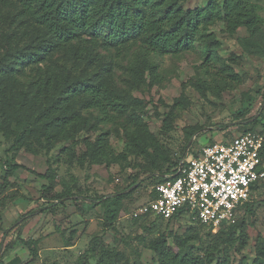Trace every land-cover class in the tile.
I'll list each match as a JSON object with an SVG mask.
<instances>
[{
  "label": "trees",
  "instance_id": "1",
  "mask_svg": "<svg viewBox=\"0 0 264 264\" xmlns=\"http://www.w3.org/2000/svg\"><path fill=\"white\" fill-rule=\"evenodd\" d=\"M259 10L250 0H210L206 6L194 9H185L177 0H0V24L4 29L0 35V117L3 119L0 130L14 137L12 148H26L37 154L36 145L50 153L64 142L77 144L83 132H99L102 124L125 118L129 126L127 136L146 155L151 148L156 149L158 143L135 111L140 101L129 99L116 89L111 68L101 61V49L133 50L129 74L135 88L146 83L147 75L153 80L158 78V67L150 59L152 55L178 56L197 50L202 63L196 69L204 76L199 80L200 85L205 90L218 92L242 83L229 65H239L240 57L234 54L221 57L218 54L221 45L209 29L223 23L230 36L245 29L248 37L243 42L251 48V53L257 54L264 42V19ZM56 55L60 59L54 60ZM96 65L99 69L93 70ZM180 102L182 104L179 100L177 106ZM249 112V107L243 108L238 120ZM249 132H255L254 128L245 133ZM106 137L102 132L94 141L84 140L86 151L78 162L110 168L117 158ZM185 160L183 157L165 176L153 179L158 180V184L174 180L180 162ZM3 167L7 184L9 177L20 169L33 173L10 160L4 161ZM37 176L48 182L43 186L42 195L49 199L56 186L54 174L49 171ZM158 184L150 198H155ZM262 184L264 182L253 187L251 200L243 206V212L250 211L252 198ZM130 196L119 193L100 199L105 209V230L112 229L118 221L123 203ZM65 198L79 201L70 192L54 193L52 197L57 202ZM30 215L21 218V226ZM177 218L131 220L144 225L149 221L170 224ZM238 228L242 229L243 223L240 225L237 220L234 224L222 225L216 232L210 231V241L202 249L192 245L198 240L195 232L182 236L165 231L149 243L155 255L153 262L234 264L229 252L241 240L237 239ZM18 240L10 244L9 250L19 243L37 256V240ZM97 245L94 239L89 247L91 259L98 258L96 264H121L125 260L120 251ZM255 252L253 262L242 257L235 264H264V236ZM0 264L14 263L0 259Z\"/></svg>",
  "mask_w": 264,
  "mask_h": 264
},
{
  "label": "rangeland",
  "instance_id": "2",
  "mask_svg": "<svg viewBox=\"0 0 264 264\" xmlns=\"http://www.w3.org/2000/svg\"><path fill=\"white\" fill-rule=\"evenodd\" d=\"M177 1L185 9H194L206 6L210 0ZM250 2L260 7L259 15L264 19V0ZM0 28L1 35L4 30L1 24ZM209 33L220 43L218 54L221 57L228 58L233 54L240 57L239 65H229L241 77V84L218 92L203 89L199 80L204 76L196 69L202 58L196 50L178 56L152 55L150 59L158 67V78L153 80L147 75L146 83L135 88L129 74L133 50L101 49V61L111 68L116 89L129 99L140 101L137 108L134 107L135 111L158 143V147L151 148L146 155L127 136L129 126L125 118L102 124V131L83 132L77 144L64 142L50 153L36 145L37 154L26 148H12L14 137L6 136L0 130V259L4 263L83 264L89 261L96 264L98 258L91 259L89 252L90 243L96 239L98 248L103 246L120 251L125 256L121 264H155L149 243L165 231L182 236L195 232L198 240L192 245L198 249L207 246L211 230L188 216L178 217L170 224L149 221L145 225L135 223L127 216L151 199L152 189L158 184L153 178L165 176L166 171H171L183 157L191 160L203 147L231 140L252 128L264 134V42L259 52L253 54L243 42L248 37L245 29L230 36L225 32L224 24L217 23L210 27ZM58 59L56 55L54 60ZM97 69V65L93 67V70ZM179 100L182 104L177 106ZM245 107H249L250 112L238 120L237 116ZM2 121L0 117V124ZM256 121L259 123L254 125ZM12 125L15 131L16 127ZM102 132L107 134L106 139L117 161L110 168L89 162L81 165L78 158L86 151L84 140L94 141ZM7 160L23 165L33 173L20 169L9 177L7 184L3 167ZM49 171L56 178L54 193L70 192L79 198L78 202L68 198L54 201V193L49 199L43 197L42 189L48 182L37 175ZM4 185L5 190H2ZM124 192L131 196L124 201L120 218L112 229L105 230V209L99 201ZM249 208L250 211L238 215L243 228L236 230L237 239L241 240L229 252L234 264L242 257L253 262L256 247L264 236L263 184L255 192ZM30 213L27 222L21 226V218ZM19 238L38 241L36 257L19 243L9 250L10 244ZM243 242L245 245L242 246Z\"/></svg>",
  "mask_w": 264,
  "mask_h": 264
},
{
  "label": "built area",
  "instance_id": "3",
  "mask_svg": "<svg viewBox=\"0 0 264 264\" xmlns=\"http://www.w3.org/2000/svg\"><path fill=\"white\" fill-rule=\"evenodd\" d=\"M181 161L178 176L155 187L156 196L128 214L169 220L188 216L216 232L234 224L251 200L253 187L264 182V134L243 133L203 147Z\"/></svg>",
  "mask_w": 264,
  "mask_h": 264
},
{
  "label": "water",
  "instance_id": "4",
  "mask_svg": "<svg viewBox=\"0 0 264 264\" xmlns=\"http://www.w3.org/2000/svg\"><path fill=\"white\" fill-rule=\"evenodd\" d=\"M127 192H124V194H126Z\"/></svg>",
  "mask_w": 264,
  "mask_h": 264
}]
</instances>
